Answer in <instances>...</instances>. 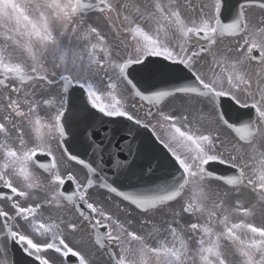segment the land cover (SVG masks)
Here are the masks:
<instances>
[{"label": "snow or ice", "instance_id": "1", "mask_svg": "<svg viewBox=\"0 0 264 264\" xmlns=\"http://www.w3.org/2000/svg\"><path fill=\"white\" fill-rule=\"evenodd\" d=\"M0 264H264V0H0Z\"/></svg>", "mask_w": 264, "mask_h": 264}]
</instances>
